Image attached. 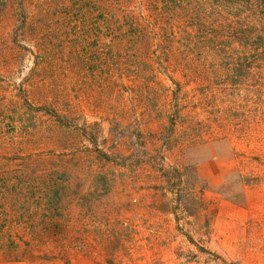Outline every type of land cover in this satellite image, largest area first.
I'll use <instances>...</instances> for the list:
<instances>
[{"label":"trees","instance_id":"obj_1","mask_svg":"<svg viewBox=\"0 0 264 264\" xmlns=\"http://www.w3.org/2000/svg\"><path fill=\"white\" fill-rule=\"evenodd\" d=\"M263 4L264 0H0V29L7 28L0 32V73L14 71L24 55L32 59L19 83L5 85L0 79V258L61 264L67 255L102 257L95 247L103 246L108 237L119 245L118 232L104 236L95 231L101 225L96 227L94 219L109 221V216L93 215L96 199L89 193L68 192L72 170L63 158L79 147L73 139L78 135L92 145L79 150L83 160L127 167V156L100 147L97 122H76L71 107L129 100L164 107L167 110L154 113L146 128L152 131L151 123L159 122L160 132L181 140L166 149L183 152L205 143L213 130L203 133L197 124L180 130L179 121L192 110L216 107L203 89H216L219 82L211 79L218 73L231 77L226 79L230 85L236 83L232 77L245 68L244 62L264 71V15L258 9ZM117 117L122 116L114 114L111 123ZM183 170H160L166 192L177 196ZM117 253L114 249L110 255Z\"/></svg>","mask_w":264,"mask_h":264},{"label":"rangeland","instance_id":"obj_2","mask_svg":"<svg viewBox=\"0 0 264 264\" xmlns=\"http://www.w3.org/2000/svg\"><path fill=\"white\" fill-rule=\"evenodd\" d=\"M258 9L264 15V4ZM31 65L32 59L24 55L18 67L0 73V79L14 86ZM243 66L232 77L235 84H226L231 77L223 71L210 78L219 82L214 90L203 89L216 106L213 110H192L179 121L180 130L187 124H197L203 133L213 130L205 143L183 152L166 149L181 140L160 132L156 117L153 130L146 128L154 113L167 108L130 100L71 107L76 122H97L98 145L127 156L129 165L83 160L80 151L92 145L79 135L73 137L79 147L63 158L72 170L68 192L96 199L93 215L109 216V221L94 219L96 227L101 225L95 231L104 236L118 232L121 243L108 237L103 246L95 247L102 257L67 255L61 264H264V71L252 69L249 62ZM114 114L122 117L111 123ZM141 160L152 161L141 165ZM172 166H181L185 174L177 196L163 189L160 170ZM114 249L119 253L110 255ZM0 264L27 263L0 258Z\"/></svg>","mask_w":264,"mask_h":264}]
</instances>
